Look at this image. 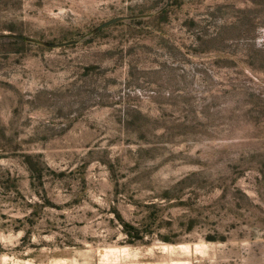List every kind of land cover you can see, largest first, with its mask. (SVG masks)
<instances>
[{
	"label": "rangeland",
	"instance_id": "obj_1",
	"mask_svg": "<svg viewBox=\"0 0 264 264\" xmlns=\"http://www.w3.org/2000/svg\"><path fill=\"white\" fill-rule=\"evenodd\" d=\"M0 264H264V0H0Z\"/></svg>",
	"mask_w": 264,
	"mask_h": 264
},
{
	"label": "trees",
	"instance_id": "obj_2",
	"mask_svg": "<svg viewBox=\"0 0 264 264\" xmlns=\"http://www.w3.org/2000/svg\"><path fill=\"white\" fill-rule=\"evenodd\" d=\"M25 41H23L24 43ZM118 220L122 226V232L123 235L126 238L127 244H134L136 242L142 241V239L146 236L145 231H141L138 227H135L134 225L124 222L120 217H118ZM142 221L148 222L149 224L152 222V219L150 215L143 218Z\"/></svg>",
	"mask_w": 264,
	"mask_h": 264
},
{
	"label": "water",
	"instance_id": "obj_3",
	"mask_svg": "<svg viewBox=\"0 0 264 264\" xmlns=\"http://www.w3.org/2000/svg\"><path fill=\"white\" fill-rule=\"evenodd\" d=\"M134 17H116V18H113V19H110L102 24H100L99 26H97L95 29H93L92 33H97L111 25H114L118 22H121V21H124V20H129V19H132ZM13 38L17 39V40H20V41H27V42H32L31 39L29 38H24L22 36H13ZM76 41H68V42H65V43H60V44H56V43H46V42H42L41 44L44 46V47H47V48H57V47H63V46H68V45H72V44H75Z\"/></svg>",
	"mask_w": 264,
	"mask_h": 264
}]
</instances>
